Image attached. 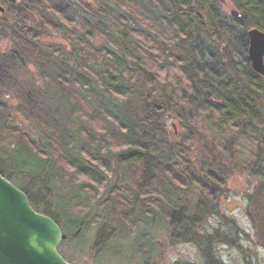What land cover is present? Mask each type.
Segmentation results:
<instances>
[{"label": "trees", "instance_id": "obj_1", "mask_svg": "<svg viewBox=\"0 0 264 264\" xmlns=\"http://www.w3.org/2000/svg\"><path fill=\"white\" fill-rule=\"evenodd\" d=\"M235 2L241 15L233 21L240 34L222 20L216 0H101V14L86 0H25L14 6L63 30L77 54L69 61L70 77L89 80L92 89L117 102L107 111L104 127L86 138V125L47 107L34 85L26 87L15 75L16 55L0 52V172L27 193L37 211L59 223L64 233L59 250L70 262L126 264L120 259L127 258L163 264L159 239L165 234L176 242H198L192 229L201 225L197 211L204 208L195 196L190 203L180 191L198 185L206 204L215 201L211 188L221 181L211 172L198 176L188 165H177L176 147L163 137L165 128L153 127L166 114L191 124L199 115L235 144L241 140L248 150L261 149L264 74L255 72L247 50L249 29L264 32V0ZM83 4L86 32L78 23ZM208 32L215 35L220 53L213 52ZM24 43L28 51L36 46L31 40ZM237 57L243 59L242 73ZM235 77H243L242 87ZM130 100L137 105L136 121L124 108ZM17 118L28 122L27 129ZM215 144L205 143L201 153L221 170ZM262 174L263 165L258 178L264 183ZM262 198L249 200L264 246ZM203 238L198 244L208 246ZM212 260L208 257L207 264L219 263Z\"/></svg>", "mask_w": 264, "mask_h": 264}, {"label": "rangeland", "instance_id": "obj_2", "mask_svg": "<svg viewBox=\"0 0 264 264\" xmlns=\"http://www.w3.org/2000/svg\"><path fill=\"white\" fill-rule=\"evenodd\" d=\"M24 1L0 0L5 7V12L0 13V52L16 55L12 66L17 78L26 87L34 85L41 101L53 112L63 117H67L68 114L78 117L87 127L84 130L87 138L88 134H94V129L104 127L105 118L109 115L107 111L110 108L113 109L112 106L117 102H112L111 97L102 90L99 91L95 87L92 89L88 84L90 82L87 83L89 80L76 76L70 77L69 61L77 57L76 48L65 36L63 30L57 32L47 27L37 14L14 10L15 5L21 6ZM86 2L93 4L95 14H101L102 10H105L104 6L99 5L101 0H86ZM83 5V8L79 9L83 17L81 14L78 23L83 32H86L89 28L86 21L88 12L86 5ZM218 5L222 20L238 31L233 21L235 17L230 13L231 8L240 11L235 0H228L227 5L218 2ZM48 17L55 20L52 14ZM40 25L43 30H40ZM207 36L212 38L209 43L213 52L220 53L221 47H218L215 42V35L212 37L208 32ZM25 40L34 41L36 46L29 48L28 51L25 48ZM236 59L235 64L239 65L238 68L242 73L243 62L240 61L242 58ZM222 63L225 64L227 74L232 76L229 62L223 59ZM242 80L243 77H235L236 85L242 87L243 84L240 83ZM256 93L253 94L256 95ZM12 100L9 99V101ZM130 101L124 103V108L136 121L139 118L137 105L133 103V100ZM261 104L264 111V101ZM16 123H20L22 128L27 129L28 122L23 125L22 120L17 118ZM192 123L187 119L184 122L179 121L173 114H166L153 127L165 128L163 137L169 146L176 147L175 152L172 150V157L175 158L178 166L184 168L188 165L195 174L203 177L211 172L221 181V185L214 186L219 189L216 195L219 199L206 204H203L200 186L195 185L180 191L188 202H193L191 199L195 196L196 202L203 206L204 211L200 210V215L197 214V219L202 218L201 225H198L196 229L193 227L192 231L196 230L195 239L199 243L203 242L205 237L209 245L202 246L195 241L176 242L165 234L159 239L163 247L160 259L163 260V264H207L208 257L220 264H264V246L261 245L257 236L258 231L253 225L252 220H256L257 217L254 208L251 209L249 200L251 197L255 202L261 197L264 199V183L258 178V171L262 170V165L264 169V144L259 145L260 150L258 148L248 150L246 143L240 140L235 144L226 135L205 122L204 117L195 115ZM136 125L140 126L139 122ZM154 135L159 140L162 139L161 135ZM208 142L216 143L215 148L221 157L220 159L217 155V159L223 166L221 170H218L212 157L201 153L204 144ZM159 145L163 146L161 143ZM181 148L182 154H180ZM180 155L188 161L183 160ZM258 161L261 162L258 163ZM255 162L257 164L253 165ZM248 168L254 172L253 176L247 173ZM214 202L217 203L216 206ZM66 254L70 256L72 252L67 250ZM120 260L126 264L138 263L137 260L129 262L130 259L127 258ZM83 261L79 263L84 264Z\"/></svg>", "mask_w": 264, "mask_h": 264}, {"label": "water", "instance_id": "obj_3", "mask_svg": "<svg viewBox=\"0 0 264 264\" xmlns=\"http://www.w3.org/2000/svg\"><path fill=\"white\" fill-rule=\"evenodd\" d=\"M227 5L228 0H217ZM5 7L0 2V13ZM233 17H240L231 8ZM252 67L264 74V32L248 31ZM64 233L50 215L37 211L25 191L0 172V264H73L60 252Z\"/></svg>", "mask_w": 264, "mask_h": 264}, {"label": "flooded vegetation", "instance_id": "obj_4", "mask_svg": "<svg viewBox=\"0 0 264 264\" xmlns=\"http://www.w3.org/2000/svg\"><path fill=\"white\" fill-rule=\"evenodd\" d=\"M211 189L214 191V193L216 192V195H217V190H219V189L214 187V186ZM216 195H213L212 197H214L215 199H219V197H217ZM214 203H215V206H216L217 203L216 202H214ZM197 214L200 215V212H198ZM200 219H202V218H200Z\"/></svg>", "mask_w": 264, "mask_h": 264}]
</instances>
